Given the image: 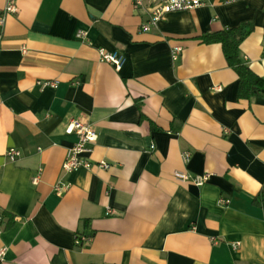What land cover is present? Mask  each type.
Instances as JSON below:
<instances>
[{
	"label": "crops",
	"instance_id": "0c3cea01",
	"mask_svg": "<svg viewBox=\"0 0 264 264\" xmlns=\"http://www.w3.org/2000/svg\"><path fill=\"white\" fill-rule=\"evenodd\" d=\"M159 1L0 0V264H264V90L241 99L222 46L202 42L250 25L240 57L264 79V0H206L142 31ZM73 121L98 140L67 175Z\"/></svg>",
	"mask_w": 264,
	"mask_h": 264
},
{
	"label": "built area",
	"instance_id": "2783aa9c",
	"mask_svg": "<svg viewBox=\"0 0 264 264\" xmlns=\"http://www.w3.org/2000/svg\"><path fill=\"white\" fill-rule=\"evenodd\" d=\"M135 7L140 8L143 6V0H134ZM206 0H160L156 3L150 10V19L147 23L142 25V31L148 32L152 27L157 26L165 16L171 13L177 12H190L204 6ZM16 12V7L14 2L10 1L6 7L5 14ZM1 24L5 23L4 18L0 21ZM85 36V33L79 32L78 38ZM181 48H176L174 50V59L177 60L179 54L181 53ZM100 59L102 62L111 64L116 70H121L125 64L126 58L122 53H110L105 49H100ZM264 56V50H263ZM39 85L43 88L52 87L56 88L57 83L42 82ZM217 91H221V87L216 88ZM67 134H75L78 137V142L70 149L67 158L63 164V171L67 174H73L74 172L85 168L90 169L92 167V162L84 157V154L89 153L90 145H94L98 140V135L95 133L90 124L84 121H73L66 130ZM21 156V152L15 148L8 151L7 157L11 161H16ZM190 160V154H183L184 163H188ZM98 167L104 170H109L111 165L105 161L99 162ZM42 170H39L37 174L33 177L32 183L37 186L41 181ZM175 178L181 182H192L198 187H201L208 180V175L203 176H191L187 172L176 171L174 173ZM68 189L67 184L59 183L55 187V193L58 196H62ZM221 204H229L228 200H221ZM4 213L0 208V223L4 221ZM1 233V230H0ZM91 241V237H80L77 241L78 244L88 243ZM240 243L233 245L235 250L239 249ZM4 251L0 252V257L3 258Z\"/></svg>",
	"mask_w": 264,
	"mask_h": 264
},
{
	"label": "trees",
	"instance_id": "16d2710c",
	"mask_svg": "<svg viewBox=\"0 0 264 264\" xmlns=\"http://www.w3.org/2000/svg\"><path fill=\"white\" fill-rule=\"evenodd\" d=\"M252 32L253 27L245 24L202 37V42L205 44H220L222 46L229 66L239 76V97L241 99L258 96L264 90V79L255 74L240 57V45Z\"/></svg>",
	"mask_w": 264,
	"mask_h": 264
}]
</instances>
